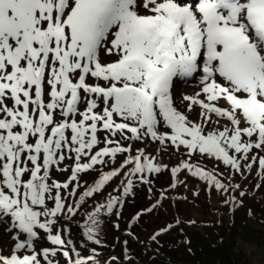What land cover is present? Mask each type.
<instances>
[{
    "label": "snow or ice",
    "instance_id": "1",
    "mask_svg": "<svg viewBox=\"0 0 264 264\" xmlns=\"http://www.w3.org/2000/svg\"><path fill=\"white\" fill-rule=\"evenodd\" d=\"M164 171L264 182V0H0V264H119L102 226Z\"/></svg>",
    "mask_w": 264,
    "mask_h": 264
},
{
    "label": "rangeland",
    "instance_id": "2",
    "mask_svg": "<svg viewBox=\"0 0 264 264\" xmlns=\"http://www.w3.org/2000/svg\"><path fill=\"white\" fill-rule=\"evenodd\" d=\"M187 85H191L187 84ZM187 85H185L184 89H187ZM193 118H195L193 116ZM158 146L156 144H151L149 145V151L152 153V155H154L156 157V162L160 163V164H164V165H168L169 168L171 166H174L176 164H178L180 162V160L182 159V157L180 156V154L178 153H173L171 149H169L167 152H160L159 154H157L156 152V148ZM212 163V162H211ZM206 167L208 168H213V167H217V165L215 166L214 163H212V165H207ZM219 170L224 171V166H218ZM258 180V177L256 175V173H252L250 175L246 174V178L242 177L240 175H236L234 178V183H239L242 186V190L245 192L244 196H239V192L235 193V195L237 196L238 200H242L243 203L239 206L233 207L230 205V208L232 212L237 211V218L241 219L244 218L245 221L249 222V224L251 223L252 225H259L261 226L260 228H253V230L259 234H264V182L261 181V186L258 187L256 190H254V186L256 185ZM167 183H164V182ZM174 182L173 177L171 176L169 171H165L164 173H161L159 175H155L153 177V184L152 186V194L149 192V187L147 185H145L144 189L142 186H140L141 184L137 185L136 189H135V196H138L137 201H134L132 203V206L128 203V205H124L123 211L121 216L119 217V219H117V217L112 216L109 219V223H108V230L106 231V228H104V232L107 234V237L112 238L113 243L111 244L110 247L112 248H108V252L106 247H103V250L106 251V256L104 257L105 261L107 259L108 255H113L115 254L117 257H121L124 258L123 256H125L123 250H124V243H123V238L125 237L123 233H125L126 231H129V221L131 220V217H129V210L136 208L137 204L142 205L144 203V201L147 203L146 199L144 200L143 198V194L145 196L146 192L148 194H150L149 197H146L149 199H151V202L148 203H153L154 201L156 202V200L159 198V193L160 192H165L166 195L172 193L173 196L176 197H183V193H181L182 195L180 196L179 192L176 191L174 188H171L170 185ZM119 183V178H117V180L115 181V183L113 184V187H115L116 184ZM201 189V187L198 188V190ZM111 191L112 192V188L110 187L108 189V192ZM177 193V194H175ZM136 198V197H134ZM99 199V198H98ZM164 200V199H163ZM162 200V202H163ZM128 202V201H127ZM126 202V203H127ZM161 202V203H162ZM199 202V200H198ZM125 203V204H126ZM150 204V205H151ZM164 206L167 209L168 203L165 202ZM133 207V208H132ZM164 211L161 213H159V219L157 217L156 220H158L157 225L160 226L161 222H165L167 220H164L166 218L167 215H169L165 209H163ZM209 212V211H208ZM208 212H205V215H203L204 217H202L203 219H206V217L208 216ZM253 212V216L251 215ZM235 214V213H234ZM257 214H261V216L263 218H258ZM153 216V215H151ZM243 220V224H245V221ZM252 220H254L255 222H251ZM115 224H119V228H115L113 227V225ZM210 224H212V226L210 227H203L202 224H195L192 225L191 228L189 226L188 223H184V225H181L185 230L186 229H190V231L188 232V236L191 237L192 242L196 243V241H198L199 243L201 242L202 238L203 239H215L216 244L218 242H221L222 240H231V241H236L238 240L239 244L242 245V247L244 249H246L248 252H253V257L254 259L257 261L256 264H264V235H253L255 236V239L253 240H249L246 238V236L243 237H239V235L236 233L237 231H233L231 232L230 229H226L227 226L225 227V225L223 224H219L217 223H212L210 222ZM220 225L219 229H216L218 227H214V225ZM103 227H105V223L103 225ZM210 230V232H208ZM251 230V229H250ZM182 231V230H181ZM180 231V233H181ZM72 232L73 235L75 236L76 232H77V228L75 226L72 227ZM115 234L114 236H112V234ZM123 232V233H122ZM192 232V233H191ZM255 233V234H257ZM123 235V236H122ZM186 235V234H185ZM201 239V240H200ZM169 241V240H168ZM179 242H183L184 243V239H178ZM190 244V245H194V244ZM138 244V243H137ZM139 245V244H138ZM14 247V242L11 239V235L5 232L0 231V254L3 255H8L9 251L11 250V248ZM102 248V247H100ZM165 249H161V247H158L155 251V255L158 258H155L154 262L150 263V264H157V263H162L160 261V259L165 258L164 256H162V253H164V255H170V252H168V248L164 247ZM112 249V250H111ZM136 251L138 250V248H135ZM140 250V249H139ZM153 254V253H152ZM141 255V256H140ZM143 251H140L138 253V256L141 257L142 260H147L148 262V256L143 257ZM139 259V258H138ZM138 264V263H137Z\"/></svg>",
    "mask_w": 264,
    "mask_h": 264
},
{
    "label": "trees",
    "instance_id": "3",
    "mask_svg": "<svg viewBox=\"0 0 264 264\" xmlns=\"http://www.w3.org/2000/svg\"><path fill=\"white\" fill-rule=\"evenodd\" d=\"M194 181L197 183L195 179ZM198 185L199 184L195 185V189L192 185L190 187L185 185L183 186L184 188L179 190L184 194L183 197H178L173 200H164V204L166 202L168 203V206L167 209L165 206L162 207L161 213L164 211L163 209H165L169 215H167L164 220L171 222H161L162 227L166 226L168 223L174 224V221L179 218L182 225L188 223L190 228L192 225L199 223L207 228L212 226L210 222L213 224L218 222L219 224L221 223L225 225V227L227 226L226 229H230L231 232L237 231L236 233L239 237L244 238V236H246L247 239L253 240L255 239V236H252V234L261 235L253 230V228H257V226L258 228L261 227L258 224H249L250 221L247 222L244 218L241 220L236 217L232 220L230 214L223 213L222 209H224V207L228 209L229 206L223 204L224 201L219 198L217 192H209L206 194L201 191L200 196L196 195L195 190L197 191ZM129 200L132 201V203L134 201L133 199ZM197 200H199V202ZM209 204L211 207L208 206ZM156 209L158 210V208ZM205 212H208V216L206 219H203L202 217H204L203 215H205ZM158 213L152 212L146 218H141L138 224H140L141 229H146L147 227L151 234L156 233L157 230L160 231V234L157 235V239L161 235L160 241H162L164 243L163 245L169 249L171 257L174 258L177 264H256L257 261L253 257V252H248L244 249L242 245L239 244L238 240L231 241L225 239L216 244L215 239L202 238V240L200 239V243L198 241L193 243L192 239L190 243H185L186 241L184 243H178L177 240L183 237L182 232L187 234L190 229L188 228L185 231L182 230L180 233L177 225H174L173 228H167V226L164 228L158 227V220H156L159 216ZM257 217L260 218L259 216ZM243 220L245 221V224H243ZM251 222L255 221L252 220ZM173 224H168V226ZM219 224H215L214 227H218L216 229H219ZM165 228L168 230L161 232V229ZM208 232H210V230ZM263 235L264 234L261 236ZM147 242L154 249L158 245L156 239H153L151 235L147 237ZM192 243L194 245H190Z\"/></svg>",
    "mask_w": 264,
    "mask_h": 264
},
{
    "label": "bare ground",
    "instance_id": "4",
    "mask_svg": "<svg viewBox=\"0 0 264 264\" xmlns=\"http://www.w3.org/2000/svg\"><path fill=\"white\" fill-rule=\"evenodd\" d=\"M195 90H198V82H196L195 84L191 83V85H187V89H184L183 91L189 92L191 94Z\"/></svg>",
    "mask_w": 264,
    "mask_h": 264
}]
</instances>
